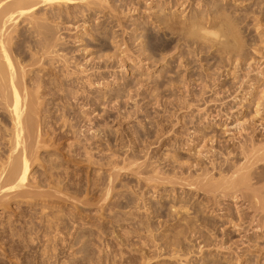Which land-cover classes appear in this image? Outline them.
I'll return each mask as SVG.
<instances>
[{
  "label": "rangeland",
  "instance_id": "rangeland-1",
  "mask_svg": "<svg viewBox=\"0 0 264 264\" xmlns=\"http://www.w3.org/2000/svg\"><path fill=\"white\" fill-rule=\"evenodd\" d=\"M108 1L102 5V9L99 6L102 13L99 7L96 6L97 8H95L92 6L94 7L92 8L85 4L81 6L80 13L74 10L71 11L75 12L76 15L68 18L69 21L68 19L59 21L62 25L56 22L57 32L53 30V33L58 34L57 36L55 35V38L60 35V40L59 38L55 39L60 46H58L61 49L60 53H66L70 49V52L65 56L66 58L68 57L67 59L72 63L71 65L75 64L74 62L77 60H80L79 63L82 67L85 64L83 68L89 69V73L87 72V74H92L91 72L97 71L100 67L97 71L99 72V74L97 73L99 75L98 78L106 77L108 79L101 80L100 86L94 84L90 85L91 87L87 86L86 89H89L91 93L87 90L88 92H85L84 96L86 97L88 95V98H91L90 100H80V104H78L77 99L74 100L71 111L77 115V124L79 126H76L77 129L75 128L78 132L75 131V135H70L72 139H65L63 142L60 138H56L57 135L49 134L47 137L45 136L46 142L45 144L44 142L42 143V145L44 144L43 148L41 146V150L39 149V153L37 152L38 156L36 158L38 160H34V164L32 163L33 168L30 171L29 184L23 189L24 191L20 190L23 192L20 193L18 191L16 192L17 194L15 192H13L14 194L10 193L11 195L8 194L6 200L0 196V264H264V229H256V223L253 224L252 228H242V230H239V227L235 226V222L238 220L240 214L238 210L244 209L245 211L247 206L239 202L240 200L231 198V193L223 194L218 192V194L215 193L217 197L215 198L214 194H203L202 190L197 191L195 189L196 186L191 187L192 189L188 186V182H193L199 174L196 173L199 172L195 171L196 169H201L200 172L202 169H205L203 171L205 173L202 172L204 175H202L203 178H200L201 173L198 175V180L205 179V182L209 174H211L210 177H213L216 173L214 169L209 172L213 168L211 167L212 164L209 163V159H215L221 156L216 154L214 150L216 143H209V139L215 135L216 137L224 138L223 140L226 142L231 137L230 133L224 134L225 128L218 121L221 117L220 113H226L225 115L228 113L229 117L239 115L240 120L246 121L252 129L255 123L253 121L255 120L254 117L259 116L255 121L260 126L257 127L261 130L258 129L255 135L258 141L264 139V129L262 130L264 125V109H260V111L256 107V97L264 88L262 86L264 79L263 77L260 78V72L264 68V46H262L264 45V38H262L263 43L260 42L261 36L264 37V25H262V28L259 26L261 23L264 24V16H261L264 15V4L262 3L264 1L244 0L245 2H242V4H240V1L243 0H207L208 2L206 0H204L205 2H202L203 0L201 2L199 0ZM177 1H180V4ZM214 2L218 5V10L215 9ZM170 5L171 7H169ZM232 5H234L233 8H231ZM258 5L262 7H258ZM237 6L238 8H236ZM82 7L86 11H83L84 9ZM224 8L225 10L227 8L229 9L226 10L229 15L225 13L228 17L234 13L232 14V21H236V19L239 21L242 20V22L245 21V17H248L246 13L251 17L246 19L247 22L242 23L246 28L242 26L241 22H237L238 25H241L238 28L239 31L238 29L237 31L240 34H246L244 35L245 39H249L247 32L251 30L252 32L248 34L249 37L255 36L254 38L256 39L250 38L251 40L248 41L246 39L245 43L250 42L254 46L256 41L255 45H257V49L253 46H251L253 48L249 47L250 43H246L248 48L246 45V47L243 45L245 47L243 48L244 54L249 52V55L243 54L245 57L248 56L249 61H246L247 63L243 62V59V61L238 60L232 64L233 61L229 59L228 54H226L227 57L223 54L224 51L218 47L220 46L218 44L223 39L215 38L213 34L207 35L208 37L204 36L206 34L204 29H202L204 30V35L199 31L201 30L200 25H203L204 22L206 23V19L204 18L207 16V13L209 19L206 18L210 21L212 20V16L214 17L215 14H219L221 10L225 11ZM258 8H261V11ZM104 9L107 11H104ZM202 9H210L209 11H213L210 13ZM242 10L246 12H244V18L242 15H239ZM61 11L66 16L65 9H61ZM82 11L85 14H81ZM257 11L260 13H256ZM99 13L103 15L101 16ZM241 14H243V11ZM40 15L38 14V16ZM84 15L88 17L86 18ZM74 17L78 20L72 19ZM200 17H202V20ZM258 17H260V20ZM198 19L200 20L198 21ZM162 20H166L168 24L164 23L165 21L162 22ZM194 20H197V24L200 23V25H197L198 27H193L194 30L197 27L196 31H194L196 35L193 34L196 36H194L195 39L190 34L188 35L190 38H184V35L187 36L188 34H184L187 31L186 29L189 30V25L192 27ZM254 20L256 21L255 25H253L255 23ZM181 23L182 26H185L184 28H182ZM95 25H98V27ZM242 27L244 30V32L242 30L243 33L241 32ZM256 27L260 29L258 30ZM182 29H185L184 33ZM255 32L258 33L255 34ZM98 34L101 39H99ZM26 35L29 39L30 35ZM201 36L206 40L212 36V39L215 38V41H218L217 46L214 41L215 46H213L212 39L208 41L204 39V41L202 40L203 43L201 42L202 38L199 39L200 41H197V37L200 38ZM256 37H259L258 40ZM28 39L27 41H33L31 37ZM98 39L104 42L101 41L102 43H100L97 41ZM105 40H107L106 43ZM208 42H211V45H209L213 48L209 47ZM201 44L203 46L206 44L204 49ZM24 46H26L24 48L25 50L26 48L28 49L26 43ZM253 49L256 51H253ZM26 51L30 52L29 49ZM218 53L219 56H216ZM222 54L226 58L223 60L224 63L219 60L222 59L220 58ZM227 58L231 62H229L231 65L226 66L225 61H227ZM255 58L258 60L257 65ZM48 59L46 60L47 62ZM70 59H73V61L71 62ZM222 63L223 65H221ZM252 63H255V65L253 66ZM238 66L241 69L243 67L242 70L244 72L238 70ZM252 66L254 67V71ZM72 67L68 66V69ZM38 69L40 68L38 67ZM234 70H236L237 75L232 74ZM44 72L40 73V75H43ZM246 74H250L252 78H249L250 75L248 76ZM74 76L76 75L74 74ZM238 77H240L239 81L235 79H238ZM93 78L94 80L96 79L95 77ZM93 78H91L92 82H94ZM245 78L247 81L244 80ZM241 81L244 82L243 86ZM239 83L240 86H237ZM233 84L238 88L232 87ZM175 85L181 86L176 87ZM231 87L232 89L236 88L234 89L236 92L237 89L239 91L237 93L234 91L233 94ZM251 88L254 90L252 91ZM116 90L121 91L122 94ZM200 91H203V93L198 98L197 95H199L198 93ZM110 92H112L113 97H111L112 94ZM92 93L93 95L95 93L96 96H93ZM118 94H121L122 99L120 100L119 98V102L117 98V103L116 101L113 102ZM125 96H127V99ZM196 96L200 101L195 99ZM112 99L113 101H111ZM87 102L91 106H85ZM185 103L186 107H192L190 108L191 110L189 108L187 110L185 105H183ZM55 104L53 107H57ZM233 105H236V107L234 108ZM53 107L52 112H54V109L56 111V108ZM92 108L93 110H91ZM120 108L121 112H119V115L118 111ZM257 111L258 113H256ZM121 115L128 116V119L126 118L124 120V117H121ZM117 117H120L119 120L122 119L123 121L121 120V123H118ZM225 119L223 117L222 121ZM177 122L179 123L177 124ZM106 123H109L108 126H106ZM103 125L107 127V130ZM44 128L45 126L42 127V131L45 132L43 130ZM116 129L118 130L116 131ZM204 132H206L205 135ZM87 133H89L90 137ZM136 133L138 138H136ZM154 133L159 134L158 136L161 140L159 138L158 140L160 142L155 141L157 140L155 138L157 134L155 135ZM79 135L80 137H78ZM86 135L91 138L89 142L81 139V137H85L86 140ZM74 136H77L82 141H76L78 138ZM163 140L165 141L162 143ZM85 144L86 149H84ZM187 145L189 146L187 147ZM182 147L184 148L182 149ZM212 151L215 156L212 154ZM216 151H218L217 148ZM88 154L90 155L88 156ZM134 155L139 156L140 160H137V156V159H135ZM134 159L135 161L141 162L139 163L143 167L140 168L141 172L143 169L145 170V172L143 170V175H141V172L138 174L140 166L136 165ZM131 160L134 161V163L132 161L135 164L134 168L131 169L133 167L132 163L130 164L132 165L130 169L127 165L123 166L124 163L128 164L126 161L130 163ZM143 163L146 166L145 168ZM207 164H210L209 167ZM206 165L209 169H207ZM135 166L138 168L135 169ZM119 167L127 168L122 169L121 171L123 172H121L118 171L120 170ZM153 169L160 172V176H157L160 178L157 179L156 175H159V173H155L156 171ZM129 170H133L134 173ZM146 170L148 176L146 174L144 175ZM152 172L156 175H153L154 173ZM206 173L207 176L205 177ZM191 174L196 175L195 178ZM112 175L115 179L111 177ZM162 175L167 182H165V179H162ZM216 175L212 178L213 180H217ZM144 176L151 177V180L155 176L156 179L154 178V182L151 181V183ZM185 177L186 179L188 178L186 181ZM110 179H112V183L109 181ZM144 179H147L150 183ZM212 179L210 178V180ZM155 180L157 181L155 182ZM108 187L110 188L109 196L104 192ZM27 188H31V190ZM36 193L40 195L37 196ZM26 194L30 199L26 198ZM104 198L108 199L105 200ZM213 203L215 204L213 205ZM156 210L160 214L163 213L160 215ZM189 215L190 217H186ZM192 217L195 220H199L200 218L202 220L201 223L200 220L199 222L194 219L190 221ZM188 218L190 222H188ZM233 222L234 224H232ZM184 223L186 224L184 225ZM244 226L246 227L247 224L245 223ZM183 227L187 230L183 229ZM192 229L194 231L197 229L196 231L202 232L204 235L196 231L194 233ZM222 236L227 240L226 244L223 243V245L217 241ZM207 237H214L211 238L213 241H210V238L208 239ZM202 238L205 239L203 242ZM175 239L178 240L175 241ZM243 240L246 242L244 243Z\"/></svg>",
  "mask_w": 264,
  "mask_h": 264
},
{
  "label": "bare ground",
  "instance_id": "bare-ground-1",
  "mask_svg": "<svg viewBox=\"0 0 264 264\" xmlns=\"http://www.w3.org/2000/svg\"><path fill=\"white\" fill-rule=\"evenodd\" d=\"M106 1L108 0H0V196L5 198H7L8 194L11 195V194H14L13 192H15V194H17L16 192L20 191V190H23L25 187H27V184H29V177H30V171H31V168L32 167V163L34 164V160H38L36 158V156H38L37 154L39 153L38 150L40 149V147L44 146L45 142H46V137L49 135V134H53V135H57L56 138H60L61 140H64L66 139H72L70 135L73 136L74 132L78 130H76V126H79L77 124V115H75L74 113H72V109L71 106L73 107V103H74V100L77 99V102L78 104L80 100H88V95L85 97V92H88L87 90L89 89H86L87 86H90L92 84L94 85H101V80H106L108 78L106 77H103V75H101L103 78H98L99 75H97V73L99 74V72L95 71V72H91L92 74H87L88 70L89 69H85L83 67H85V64H83V67L82 65L79 63L80 60L77 62H74L75 65L74 67H72L73 65H71L72 63H70V61L66 58L67 56V53L70 52L69 50H67V48H65L66 50V53H63L61 54V49L58 48L59 44L57 43V41L55 40L56 38L58 39V37L55 38V35L53 32V30H56L57 32V29H56V22L59 23V21H64L65 19H68V18H71L72 16H75L76 13L75 12H71V11H80L81 9V6L82 5H85L86 6H94L95 8L101 6V9H102V5L104 3H106ZM171 1V0H170ZM174 1V0H172ZM184 1V0H183ZM185 1H188V0H185ZM201 2V0H199ZM198 1V2H199ZM207 1V0H206ZM226 1V0H225ZM250 1V0H249ZM255 1V0H254ZM260 1V0H259ZM264 1V0H263ZM166 2V1H165ZM178 2V1H177ZM175 2V3H177ZM180 2V1H179ZM178 2V3H179ZM191 3V1H189ZM202 2H205L204 0ZM208 2V1H207ZM211 2V1H210ZM213 2V1H212ZM223 2V1H222ZM232 2V1H231ZM242 4V2H245L244 0L243 1H240ZM248 2V1H247ZM246 2V3H247ZM109 3V1H108ZM177 3V4H178ZM194 3V2H193ZM217 3V2H216ZM219 3V2H218ZM224 3V2H223ZM234 3V2H233ZM238 3V2H237ZM264 4V2H262ZM260 2V4H262ZM168 4V3H167ZM170 4H172L170 2ZM180 4V3H179ZM189 4V3H188ZM201 4V3H200ZM204 4V3H203ZM202 4V5H203ZM213 4V3H212ZM239 4V5H240ZM244 4V3H243ZM258 4V3H257ZM256 4V5H257ZM107 5V4H106ZM175 5V4H174ZM196 5V4H195ZM211 5V4H210ZM214 5L216 6V10H218L217 6L214 2ZM235 5H236V2H235ZM246 5V4H245ZM255 5V7H256ZM85 6V7H86ZM97 6V7H96ZM105 6V5H104ZM177 6V5H175ZM174 6V8H175ZM198 6V5H197ZM220 6V5H219ZM261 6V5H260ZM258 5V7H260ZM89 7V8H91ZM92 7V8H94ZM171 7V5L169 6ZM205 7V5H204ZM210 7V6H209ZM212 7H214L212 5ZM222 7V6H221ZM234 5H232L231 8H233ZM240 7V6H239ZM262 7V6H261ZM104 8V7H103ZM203 8V7H202ZM207 8V7H206ZM220 8V7H219ZM238 8V6L236 7ZM61 9H65V15H63V11H61ZM77 9V10H76ZM79 9V10H78ZM82 9H84L83 11H86L85 8L82 7ZM88 9V8H87ZM106 9V8H105ZM104 11H107L105 10ZM171 9V8H170ZM212 9V8H210ZM209 9V10H210ZM228 9V8H227ZM226 9V10H227ZM235 9V8H234ZM242 9V8H241ZM240 9V10H241ZM246 9V8H245ZM261 9V8H260ZM259 8L258 10L261 11ZM99 10H100V7H99ZM173 10V9H171ZM203 10V9H202ZM205 10V9H204ZM203 10V11H204ZM207 10V9H206ZM205 10V11H206ZM207 10V11H209ZM225 10V8H224ZM225 10V11H226ZM229 10V9H228ZM236 10V9H235ZM239 10V9H238ZM253 10V9H252ZM81 12V14H85V12ZM94 11V10H93ZM101 11V10H100ZM99 11V12H100ZM114 11V10H113ZM198 11V10H196ZM213 11V10H211ZM211 11H209L210 13H212ZM221 10L219 12V14L217 13V15L215 14L214 17L212 16V20L208 21L207 18L209 19L208 17V13L205 14L207 15L206 17L204 16V13H203V16L205 17L204 19H206V23L204 22L203 25H200L197 24V20H194L193 24H192V27H190L189 25V30L186 29L187 31H185V29H182L183 33L185 31L184 34H187L184 35V38L186 37L187 39L190 38L188 35L190 34L191 36L194 33V31H196L197 29V25H200L201 27V30H198L200 31V33H202L203 35L205 34L204 33V30L206 32V34L204 36H209L210 35H214L215 38L217 37L218 39H223L222 41H220V43L218 45V47H220V49L222 51H224L223 54H228L229 56V59L232 62V64L238 60H242L244 59L243 62L247 63L246 61H249L248 59V56H243L244 54V50L243 48H245L247 46V44H249L250 42H246V39H245V36L246 34H240L239 31V27L241 25H238L239 22H241V24L243 22H247L246 19H248V17H250V15L248 13L245 12V10H242L243 11V14L242 11L241 13L239 14L240 16L244 15L245 13L248 15V17H245V21L242 22L239 21L238 19L233 20V16L232 13L231 16H227L229 15L227 13V11H223ZM248 11V10H247ZM259 11H257L256 13H260ZM156 12V11H155ZM230 12V11H229ZM233 12V11H231ZM237 12V11H235ZM240 12V11H239ZM245 12V13H244ZM249 12V11H248ZM253 12V11H252ZM80 13V12H79ZM94 13V12H93ZM95 13H97L95 11ZM102 13V11H101ZM105 14V12H103ZM123 13V12H122ZM209 13V14H210ZM221 13V14H220ZM227 13V15L225 14ZM251 13V12H249ZM255 13V12H254ZM253 13V15H254ZM262 13H263V10H262ZM38 14H41L40 16H38ZM89 15V13H87ZM86 14V15H87ZM116 14V13H115ZM164 14V13H163ZM179 14V13H178ZM196 14V13H194ZM78 15V13H77ZM86 15H84L86 17ZM99 15H101L99 13ZM103 15V14H102ZM101 15V16H102ZM238 15V14H237ZM261 15V14H260ZM259 15V16H260ZM95 16V15H94ZM202 16V15H201ZM202 16V17H203ZM236 16V15H235ZM234 16V17H235ZM246 16V15H245ZM255 16V15H254ZM261 16H264V15H261ZM260 16V17H261ZM78 17V16H77ZM83 17V16H81ZM79 17V18H81ZM88 17V16H87ZM86 17V18H87ZM104 17V16H103ZM195 17V16H193ZM192 17V18H193ZM199 17V16H198ZM202 17H200V19L202 20ZM231 17V19H230ZM260 17L259 20H260ZM109 18V17H108ZM239 18V17H238ZM242 18V17H241ZM244 18V16H243ZM251 18V17H250ZM249 18V19H250ZM256 18V17H255ZM254 18V19H255ZM72 19H75V20H78L77 18H72ZM197 19V18H196ZM198 19V21L200 20ZM74 20V21H75ZM83 20V19H82ZM81 20V21H82ZM92 20V19H91ZM238 20V21H237ZM244 20V19H243ZM257 20V18H256ZM69 21V19H68ZM161 21V19H160ZM165 21V22H164ZM162 20V22L166 23V20ZM205 21V20H203ZM253 21V20H252ZM255 21V20H254ZM263 21V20H262ZM77 22V21H76ZM107 22V21H106ZM116 22V21H115ZM167 22H170V21H167ZM238 22V23H237ZM251 23V21H249ZM57 23V25H58ZM79 23V22H78ZM86 23V22H84ZM105 23V22H104ZM258 23V22H257ZM264 23V22H263ZM60 24V23H59ZM126 24V23H125ZM168 24V23H166ZM170 24V23H169ZM188 24V23H186ZM256 24V21L255 23H253V25ZM62 25V24H60ZM121 25V24H120ZM165 25V24H163ZM185 25V24H183ZM252 25V24H251ZM251 25H249L251 27ZM262 25L264 24H260L259 26H261V28L263 27ZM70 26V25H69ZM68 26V27H69ZM96 26V25H95ZM94 26V27H95ZM136 26V24H135ZM168 26V25H166ZM181 26H182V23H181ZM195 30L193 27H195ZM242 26H244V24H242ZM249 26H248V29H249ZM258 26V25H256ZM62 27V26H61ZM73 27V26H71ZM88 27V26H87ZM86 27V28H87ZM98 27V25L96 26ZM185 26H182V28H184ZM245 27V26H244ZM254 27V26H253ZM60 28V27H59ZM58 28V29H59ZM66 28V26H65ZM171 28V27H170ZM246 28V27H245ZM257 28V27H256ZM84 29V28H83ZM204 29V30H202ZM212 31H211V30ZM238 29V31H237ZM258 29V28H257ZM260 29V28H259ZM258 29V30H259ZM23 30V31H22ZM60 30V29H59ZM214 30V31H213ZM243 30V27L241 28V32ZM256 30V29H254ZM96 31V29H95ZM189 31V32H188ZM198 31V32H199ZM203 31V32H202ZM210 31V33H209ZM247 31H250V30H247ZM246 31V32H247ZM257 31V30H256ZM25 32V33H24ZM55 32V33H56ZM60 32V31H59ZM58 32V33H59ZM213 32V33H212ZM244 32V30H243ZM242 32V33H243ZM245 32V33H246ZM252 32V30L250 31ZM250 32H247L248 34ZM254 32V31H253ZM263 32V31H262ZM182 33V32H181ZM258 33V32H255V34ZM30 35V37L33 39V41H27L28 37L27 35ZM247 34V37L249 39L248 40H251L250 38H254V37H249V35ZM58 35V34H57ZM56 35V36H57ZM90 35V34H89ZM196 35V34H195ZM195 35L192 36V38L195 39ZM200 35V34H199ZM202 35V36H203ZM242 35V37H241ZM258 35V34H257ZM262 35V34H261ZM94 36V35H92ZM98 36L100 37V35L98 34ZM97 36V37H98ZM116 36V34H115ZM195 36V37H194ZM197 37V41L199 39H201V42L203 43L204 39L203 37ZM207 36V37H208ZM244 36V38H243ZM29 37V39H30ZM71 37V36H70ZM96 37V38H97ZM152 37V36H151ZM150 37V38H151ZM158 37V36H157ZM212 36H210L209 39H212L211 38ZM260 37V36H259ZM258 37V38H259ZM103 38V37H102ZM111 38V37H110ZM156 38V37H155ZM215 38L212 39V44L213 46H215V43L216 42V46H217V42L218 41H215ZM241 38V39H240ZM243 38V39H242ZM257 38V37H256ZM257 38V40H258ZM264 37L261 36V40L260 42L263 43V39ZM28 39V40H29ZM61 38H59L60 40ZM101 39V37L99 38ZM99 39L97 41H99ZM103 39H106V38H103ZM113 39V38H111ZM142 39V38H141ZM163 39V38H162ZM217 39V40H218ZM245 39V40H244ZM255 39V38H254ZM70 40V39H69ZM77 40V39H76ZM203 40V41H202ZM205 39V41H208ZM243 42H242V41ZM256 40V39H255ZM62 41V40H61ZM64 41V40H63ZM102 41V40H101ZM99 41L100 43L104 42V41ZM107 40H105V43H106ZM155 41V40H154ZM161 41V40H160ZM200 41V40H199ZM214 41V42H213ZM254 41V40H253ZM252 41V43H253ZM22 42V43H21ZM24 42V43H23ZM69 42V41H68ZM82 42V41H81ZM27 44V47L28 49L30 50V52L26 51L28 50L26 48V50L24 49L26 46H24V44ZM211 43V42H210ZM208 42V45L210 44ZM242 43V44H241ZM245 43V44H243ZM258 45H259V42L257 41ZM262 43H260V45H262ZM64 44V43H63ZM85 44V42H84ZM255 44H256V41H255ZM253 46V44H249L251 46H253L254 48L257 49V45ZM62 45V44H61ZM66 45V44H64ZM63 45V46H64ZM108 45V44H107ZM139 45V44H138ZM203 49L204 47L206 46H203V44H201ZM207 45V47H208ZM211 45V44H210ZM211 48H213L212 46H210ZM245 47H244V46ZM78 46V45H77ZM98 46V45H97ZM101 46V45H100ZM157 46V45H156ZM256 46V47H255ZM264 46V45H262ZM60 47V46H59ZM66 47V46H64ZM69 47V46H68ZM116 47V46H115ZM194 47V46H193ZM208 47V48H209ZM251 47V48H253ZM62 48V47H61ZM101 48V47H100ZM104 48V47H102ZM142 48V47H141ZM195 48V47H194ZM217 48V47H216ZM248 48V46H247ZM246 48V49H247ZM259 48V47H258ZM207 49V48H205ZM260 49V48H259ZM219 50V49H218ZM248 50V49H247ZM251 50V49H250ZM249 50V51H250ZM63 51V50H62ZM206 51V50H205ZM221 51V52H222ZM246 51V50H245ZM253 51H256L255 49H253ZM73 52V51H72ZM194 52V51H193ZM207 52H209L207 50ZM217 53V52H216ZM249 53V52H248ZM248 53H245V54H248ZM29 54V55H28ZM197 54V53H196ZM223 54L220 58L222 59H219L221 61H223L225 58V55L223 57ZM244 54V55H245ZM253 54V53H252ZM66 55V56H65ZM75 55V54H74ZM108 55V54H107ZM249 55V54H248ZM251 55V54H250ZM255 55V54H254ZM65 56V57H64ZM70 56V55H68ZM73 56V55H71ZM103 56V54H102ZM140 56V55H139ZM216 56H219V53L216 55ZM215 56V57H216ZM227 56V55H226ZM227 56V57H228ZM74 57V56H73ZM99 57V56H98ZM118 57V56H117ZM256 57V56H255ZM258 57V56H257ZM49 58V59H48ZM72 58V57H70ZM108 58V56H107ZM106 58V60H108ZM171 58V57H170ZM251 58V57H250ZM261 58V57H260ZM28 59V60H27ZM48 59V62L46 61ZM74 59V58H73ZM73 59L71 60V62L73 61ZM77 59V58H76ZM99 59V58H98ZM114 59V58H113ZM125 59V57H124ZM256 59V58H255ZM117 60V59H116ZM187 60V59H186ZM263 60V59H262ZM87 61V60H86ZM90 61V60H88ZM122 61V59H121ZM120 61V62H121ZM221 61H219L221 63ZM255 61H257L256 65L258 64V60L256 59ZM261 61V60H259ZM104 62V61H103ZM114 62V61H113ZM118 62V61H117ZM229 60L227 58V61H225V64H227L226 66L228 65H231L229 64ZM241 62V61H240ZM253 62V61H252ZM77 63H79V65H77ZM86 63V62H85ZM90 63V62H89ZM140 63V62H139ZM224 63V61H223ZM223 63L221 65H223ZM231 63V62H230ZM251 63V62H250ZM255 63H252L253 66L255 65ZM96 65V64H95ZM220 65V66H221ZM237 65V64H235ZM239 65V64H238ZM245 65V64H244ZM243 65V66H244ZM68 66L69 67H72L71 69H68ZM102 66V65H101ZM189 66V65H188ZM224 66V67H226ZM249 66V65H248ZM247 66V67H248ZM252 66V67H253ZM262 66V65H261ZM38 67L40 69H38ZM121 67V66H120ZM201 67V66H200ZM223 67V68H224ZM236 67V66H235ZM233 67V68H235ZM246 67V66H245ZM259 67V66H258ZM93 68V67H92ZM91 68V69H92ZM119 68V67H118ZM123 68V67H122ZM229 68H231L229 66ZM232 68V70H233ZM237 68V67H236ZM239 68V66H238ZM90 69V70H91ZM97 69V68H96ZM95 69V70H96ZM220 69V68H219ZM243 69V67H242ZM241 68H239L238 70H242ZM251 69V68H250ZM44 70H46V72H44ZM94 70V68H93ZM246 70V69H245ZM252 70V69H251ZM92 71V70H91ZM105 71V70H104ZM108 71V70H107ZM127 71V70H126ZM222 71V70H221ZM235 71V72H234ZM232 74L234 75H237L236 74V70H234ZM243 71V70H242ZM253 71H254V67H253ZM256 71V70H255ZM44 72L43 75H40V73ZM224 72V71H223ZM244 72V71H243ZM89 73V72H88ZM201 73V72H200ZM206 73V72H205ZM217 73V72H216ZM248 73V71H247ZM258 73V72H257ZM74 74L76 76H74ZM116 74V73H115ZM245 74V73H244ZM260 78L263 77L264 79V68L263 70L260 72ZM184 75V74H183ZM230 75V74H229ZM248 75V74H246ZM250 75V74H249ZM248 75V76H249ZM257 75V74H256ZM74 76V77H72ZM100 76V77H101ZM247 76V77H248ZM95 77L96 79L94 80ZM233 77V76H232ZM236 77V76H235ZM246 77V78H247ZM91 78H93L94 82H92ZM191 78V77H190ZM205 78V77H204ZM212 78V77H211ZM239 78H235L236 80L239 81ZM246 78L244 80H246ZM249 78H252L251 75L249 76ZM184 79V78H183ZM209 79V78H208ZM216 79V78H215ZM223 79V78H222ZM234 79V77H233ZM248 79V78H247ZM243 80V81H244ZM182 81V80H181ZM190 81V80H189ZM211 81V80H210ZM234 81V80H233ZM247 81V80H246ZM251 81V80H250ZM253 81V80H252ZM185 82V81H184ZM196 82V81H195ZM202 82V81H201ZM235 82V81H234ZM242 82V81H241ZM245 82V81H244ZM242 82V86H243V83ZM264 82V81H263ZM173 83V82H172ZM206 83V82H205ZM238 83V82H237ZM247 83V82H245ZM117 85V84H116ZM172 85V84H171ZM174 85V84H173ZM199 85V84H198ZM235 84L232 85V87H236V85L234 86ZM240 86V83L237 84V86ZM247 85V84H245ZM80 86V87H79ZM143 86V85H142ZM176 87H178L177 85H175ZM181 86V85H180ZM179 86V87H180ZM249 86V85H248ZM262 86L264 87V83L262 84ZM91 87V86H90ZM88 87V88H90ZM102 87V86H101ZM205 87V86H204ZM203 87V88H204ZM231 87V90H233V94H234V89L238 88H233L232 89ZM252 87V86H251ZM137 88V87H136ZM141 88V87H140ZM144 88V86H143ZM189 88V87H188ZM246 88V87H245ZM118 89V88H117ZM142 89V88H141ZM241 89V88H240ZM252 89V88H251ZM126 90V89H125ZM130 90V89H129ZM128 90V92H129ZM200 90V89H199ZM230 90V89H229ZM228 90V92H229ZM254 89H252L253 91ZM82 91V92H81ZM101 91V90H100ZM109 91V90H108ZM118 91V93H120L121 91L119 90H116ZM182 91V90H181ZM180 91V92H181ZM211 91H212V88H211ZM215 91V90H214ZM227 91V90H226ZM239 90L237 89V92ZM89 92L91 93V91L89 90ZM113 92V91H112ZM112 92H110L112 94ZM115 92V91H114ZM231 92V91H230ZM235 91V93H237ZM90 93H87V94H90ZM96 93V92H95ZM94 93V95H95ZM109 93V92H108ZM124 93V92H123ZM130 93H132L130 91ZM187 93V92H186ZM198 93V92H197ZM196 93V94H197ZM203 93V91H200V93H198L199 95L198 98H200L201 94ZM206 93V92H205ZM101 94V93H100ZM110 94V95H111ZM116 94V92H115ZM122 94V92H121ZM121 94L117 97L114 98V101L113 99L111 101L117 103V98H118V101H119V98L120 100L122 99L121 98ZM137 94V93H136ZM178 94V93H177ZM93 95V93H92ZM93 95V96H94ZM102 95H105V94H102ZM125 95V94H124ZM122 95V96H124ZM189 95V94H188ZM227 95V94H226ZM81 96V97H80ZM96 96V95H95ZM196 96V100L198 99ZM236 96V95H235ZM246 96V95H245ZM244 96V97H245ZM113 97V94L112 96ZM126 99H127V96H125ZM195 97V96H194ZM249 97V96H248ZM251 97V96H250ZM94 98V97H92ZM101 98V97H100ZM100 98H97V99H100ZM104 98V97H102ZM129 98V97H128ZM183 98V96H182ZM188 98V97H187ZM234 99V97H232ZM247 98V97H246ZM71 99V100H70ZM91 99V98H90ZM89 99V100H90ZM96 99V100H97ZM130 99V98H129ZM185 99V98H184ZM191 99V98H190ZM204 99V98H203ZM255 99V98H254ZM69 100V101H68ZM73 100V102H72ZM94 100V99H93ZM106 100V99H105ZM109 100V99H108ZM199 100V99H198ZM231 100V99H230ZM236 100V99H235ZM176 101H179V100H176ZM200 101V100H199ZM229 101V100H228ZM234 101V100H233ZM232 101V102H233ZM242 101V100H241ZM59 102V103H58ZM72 102V103H71ZM86 102V101H85ZM95 102V100H94ZM98 102V101H97ZM120 102V101H119ZM127 102V101H126ZM198 102V101H197ZM222 102V101H221ZM56 103V104H55ZM96 103V102H95ZM136 103V102H135ZM226 103V102H225ZM55 104V106L57 107H53V105ZM77 104V105H78ZM83 104V103H82ZM94 104V103H92ZM121 104V103H120ZM86 105H89L91 106L90 104H87L85 103V106ZM114 105V104H113ZM118 105V104H117ZM185 105L186 107V103L183 104ZM190 105V104H189ZM188 105V106H189ZM192 105V104H191ZM256 107L258 110L260 109H264V88L263 90L258 94V96L256 97ZM81 106V105H80ZM182 106V105H181ZM193 106V105H192ZM207 106V105H206ZM52 107L53 108H56V111L54 109V112H52ZM184 107V106H183ZM182 107V109H183ZM233 107L235 108L236 105ZM232 107V108H233ZM244 107V106H243ZM98 108V107H97ZM187 110L189 107H186ZM192 108V107H190ZM189 108V109H190ZM231 108V109H232ZM241 108V107H240ZM46 111H45V110ZM83 109V108H82ZM119 109V108H118ZM200 109V108H199ZM93 110V108L91 109ZM166 110V109H165ZM191 110V109H190ZM234 110V109H233ZM45 111V112H44ZM112 111V110H111ZM225 111V110H223ZM222 111V112H223ZM232 111V110H231ZM235 111V110H234ZM237 111V110H236ZM255 111V110H254ZM261 111V110H260ZM42 112H43V115H42ZM121 112V108L120 110L118 111V113ZM165 112V111H164ZM219 112V111H218ZM228 112V111H227ZM230 112V111H229ZM60 113V114H59ZM82 113V112H81ZM131 113V112H130ZM137 113V112H136ZM175 113V112H174ZM182 113V112H181ZM220 113V112H219ZM225 113V112H224ZM232 113V112H231ZM258 113V111L256 112ZM262 113V112H261ZM96 114V113H95ZM226 114V113H225ZM225 114H222L220 113V120L218 119V121H220L219 123H222L223 127L225 128V133H230V136L229 137L230 139H228L226 142L225 140H223L224 138L222 137H216L215 135H213V137H211V139H209V143L213 144V143H216V148L218 149V151H216V148L215 152L216 154H219L221 157H216L215 159H209V163L212 164L211 167L212 170L210 169L209 172L216 170L215 172V175L217 177V180H213L212 178L215 177V175L213 177H210L211 174H209V176H207V173L205 174V177L207 178L206 182L204 181L205 179H202V180H198V175L201 173V176L200 178H203V172L205 169H202V171L200 172V170L196 169L195 171H199V172H196V173H199L196 177V179L193 180V182L189 181L188 182V186H190V188L193 186H196L195 189L197 191H200L202 190L203 191V194L204 193H208L207 195H209L210 193L211 194H214L215 196V193L218 194V192H221V193H231V198H235V199H238L240 200L239 202H242L243 205H246L247 208L245 209H241V210H238V213L239 214V218L238 220L235 222V226L236 227H239V230H242V228H252L253 227V224L256 223V229H264V139L263 140H257L256 139V135L255 133H257L258 129H260L259 125L256 124V118L258 117H254L255 120H253L255 123H254V128H250V126L247 124L246 121H241L240 120V116L238 117L237 115H232L231 117H229L228 113L227 115ZM230 114V113H229ZM263 114V113H262ZM104 115V114H103ZM120 115V113H119ZM118 115V116H119ZM169 115V114H168ZM173 115V114H172ZM231 115V114H230ZM254 115V114H253ZM260 115V114H259ZM97 116V115H96ZM99 116V115H98ZM123 115H121L122 117ZM180 116V114H179ZM219 116V114H218ZM261 116V115H260ZM83 117V116H82ZM100 117V116H99ZM124 117V120L128 117L126 116H123ZM164 117V116H163ZM188 117V116H187ZM191 117V116H190ZM217 117V116H216ZM225 117L226 119L224 121H222V118ZM89 119V118H88ZM116 119V118H115ZM118 119V123H121V120L120 117H117ZM128 119V118H127ZM168 119V118H167ZM177 119V118H176ZM252 119V118H251ZM83 120V119H82ZM104 120V119H103ZM135 120V119H134ZM263 120V119H262ZM120 121V122H119ZM123 121V120H122ZM251 121V120H250ZM261 121V120H260ZM87 122V121H86ZM97 122V120H96ZM113 122V121H112ZM176 122V121H175ZM252 122V121H251ZM89 123V122H88ZM91 123V122H90ZM170 123V122H169ZM179 122H177L178 124ZM249 123V121H248ZM257 123H258V120H257ZM107 124V123H106ZM109 124V123H108ZM108 124L106 126H108ZM176 124V126H177ZM195 124V123H194ZM105 125V124H104ZM104 128H106L107 130V127L104 126ZM180 125V124H179ZM251 125V124H250ZM261 125V124H260ZM45 126V128L42 131V127ZM169 126V125H167ZM259 126V127H257ZM158 127V126H157ZM76 128V129H75ZM121 128V127H120ZM175 128V127H174ZM109 129V127H108ZM111 129V128H110ZM161 129V128H160ZM200 129V128H199ZM264 129V125H263V128L262 130ZM105 130V129H104ZM105 130V131H106ZM118 129H116L117 131ZM177 130V129H176ZM261 130V129H260ZM94 131V130H93ZM175 131V130H174ZM173 131V132H174ZM181 131V130H180ZM44 132V133H43ZM86 132H88V130H86ZM158 132V131H157ZM169 132V131H168ZM260 132V131H259ZM91 133H94V132H91ZM206 132H204V135H205ZM263 133V132H262ZM88 136L90 137L89 133H87ZM156 136H158L159 134L158 133H154ZM75 135V134H74ZM78 135V134H76ZM82 135V134H81ZM96 135V134H95ZM136 135V138H138L137 136V133L135 134ZM152 135V134H151ZM153 135V136H155ZM170 135V134H169ZM173 135V134H172ZM222 135V134H221ZM261 135V134H260ZM46 136V137H45ZM54 136V137H55ZM84 136V135H83ZM87 135H86V140H85V137H81V139H83L84 141H90L91 138H89ZM118 136V135H117ZM157 140H154L156 142H160V138L159 136L156 137ZM176 136V135H175ZM208 136V135H207ZM205 136V137H207ZM215 136V137H214ZM220 136V135H219ZM75 137V136H74ZM77 137V136H76ZM75 137V138H76ZM80 137V135L78 136ZM77 137V138H78ZM92 137V135H91ZM128 137V136H127ZM161 137V136H160ZM164 137V136H163ZM168 137V136H167ZM264 137V136H263ZM262 137V138H263ZM55 138V139H56ZM74 138V139H75ZM158 138L160 140H158ZM50 139V138H49ZM76 140V141H82V140ZM118 139V138H117ZM115 139V140H117ZM139 139H140V136H139ZM164 139V138H163ZM166 139V138H165ZM169 139V138H168ZM189 140V139H188ZM208 140V139H207ZM222 140V141H221ZM53 141V140H52ZM165 140L162 141V143L164 142ZM168 141V140H167ZM170 141V140H169ZM225 145L224 144V142ZM44 142V144L42 145V143ZM51 142V141H50ZM55 142V141H54ZM62 142V143H63ZM84 142V143H86ZM94 142V141H93ZM155 142V144H156ZM188 142V141H187ZM186 142V143H187ZM206 142V141H205ZM208 142V141H207ZM232 142V143H231ZM76 143V142H75ZM81 143V142H79ZM83 143V144H84ZM95 143V142H94ZM125 143V142H124ZM169 143V142H168ZM54 144V143H53ZM158 144V143H157ZM165 144V143H164ZM167 144V143H166ZM188 144V143H187ZM78 145V144H77ZM71 147V145H69ZM74 146V144H73ZM163 146V145H162ZM168 146V145H166ZM184 146V145H183ZM189 145H187L188 147ZM212 146V145H211ZM233 146V148L231 149V147ZM237 146V147H236ZM86 149V144L84 146ZM94 147V146H93ZM125 147V146H124ZM184 147H182L183 149ZM210 148V147H209ZM212 148V150H213ZM41 150V149H40ZM38 152V153H37ZM91 152V151H90ZM89 152V153H90ZM87 153V152H86ZM78 154V153H77ZM211 154V153H210ZM212 154L214 155V152L212 151ZM79 155V154H78ZM90 154H88L89 156ZM74 156V155H73ZM135 156V155H134ZM137 156V155H136ZM135 156V159L137 160H140L139 156H137L136 158ZM215 156V155H214ZM87 157V156H86ZM36 158V159H35ZM91 158V157H90ZM134 159V161H135ZM147 159V158H146ZM49 160V159H48ZM61 160V159H60ZM65 160V159H64ZM72 160V159H71ZM76 160V158H75ZM91 160V159H90ZM136 160V161H137ZM105 161V160H104ZM133 160L127 162L128 164H123V166H129V169H130V166L133 165L132 168H134V161L132 163ZM136 165L138 166L139 163L141 162H136ZM176 161V160H175ZM208 161V160H207ZM37 162V161H36ZM50 162V161H49ZM58 162V161H57ZM72 162V161H71ZM81 162V161H80ZM106 162V161H105ZM125 162V161H123ZM145 162V161H144ZM201 162V161H199ZM93 163V162H92ZM101 163V162H100ZM113 163V162H112ZM132 163V165H130ZM186 163V162H185ZM190 163V162H189ZM155 164V163H154ZM199 164V163H198ZM209 164V165H210ZM55 165V164H54ZM80 165V164H79ZM102 165V164H101ZM112 165V164H111ZM118 165V164H117ZM145 164L143 163V166ZM159 165V164H158ZM189 165V164H188ZM200 165V164H199ZM208 165V164H207ZM206 165V167H207ZM208 165V167H209ZM34 166V165H33ZM48 166V165H47ZM70 166V165H69ZM140 166V165H139ZM171 166V165H170ZM105 167V166H104ZM142 166L139 167V169L141 168ZM146 166H144L145 168ZM191 167V166H190ZM189 167V168H190ZM205 167V166H204ZM207 167V169H209ZM61 168V167H60ZM120 168V167H119ZM124 168H127V167H121L120 170L118 171H121L122 169L124 170ZM138 168L135 166V169ZM143 168V167H142ZM151 168V167H150ZM162 168V167H161ZM184 168V167H183ZM137 169V170H139ZM157 169V168H156ZM128 170V169H127ZM126 170V171H127ZM134 170V169H133ZM133 170H129V171H133ZM136 170V172H137ZM144 170V169H143ZM143 170L141 172V169L140 171H138V174L139 172H141L140 174L143 175ZM155 170V169H153ZM117 171V169H116ZM117 171V172H118ZM135 171V170H134ZM133 171V173H134ZM156 171V170H155ZM154 171V172H155ZM123 172V171H121ZM135 172V173H136ZM145 172V170H144ZM152 172V173H154ZM165 172V171H164ZM182 172V171H181ZM191 172V171H190ZM189 172V173H190ZM203 172V173H202ZM61 173V172H60ZM66 173V172H65ZM155 173H159V175H156ZM153 175H156L157 176H160V172H155ZM179 173V172H178ZM213 173V172H212ZM147 175V170H146V173H144V175ZM182 174V173H181ZM214 174V173H213ZM52 175V173H51ZM135 175V174H134ZM150 175V174H149ZM177 175V174H176ZM194 174H191V176L193 177ZM203 175V176H202ZM71 176V175H70ZM100 176V175H99ZM148 176V175H147ZM172 176V175H171ZM178 176V175H177ZM176 176V178H178ZM183 176V175H182ZM190 176V175H188ZM190 176V177H191ZM196 175H194L193 178H195ZM113 177V175L111 176ZM120 177V176H119ZM138 177V176H137ZM145 177V176H144ZM165 177V176H164ZM169 177V176H168ZM204 177V178H205ZM208 177H210L212 180H210V178L208 179ZM114 178V177H113ZM147 179H149V181L151 182H154V178L155 176L152 177V180H151V177L148 178V177H145ZM160 178V177H157V179ZM219 178V179H218ZM115 179V178H114ZM147 179H144L146 181H148ZM156 179V178H155ZM162 179H165L163 178V175H162ZM180 179V178H179ZM188 179V178H187ZM186 177H185V181L187 180ZM102 180V179H101ZM112 179H110L109 181L111 182ZM143 180V179H142ZM169 180V179H168ZM173 180V179H172ZM189 180H191L189 178ZM89 181V180H88ZM141 181V180H140ZM148 181V183H150ZM157 180H155L156 182ZM163 181V180H162ZM182 182H184L183 180H180ZM205 183H204V182ZM35 182V181H34ZM37 182V181H36ZM151 182V183H152ZM164 182V181H163ZM165 182L166 179H165ZM62 183V182H61ZM112 183V182H111ZM110 183V184H111ZM161 183V182H160ZM172 183V181H171ZM175 183V182H174ZM179 183V182H178ZM177 183V185H178ZM186 183V182H185ZM159 184V183H157ZM167 184V183H166ZM185 185V184H184ZM187 185V184H186ZM156 186V185H155ZM30 187V186H29ZM37 187V185H36ZM40 187V186H39ZM113 187V186H112ZM147 187V186H146ZM157 187V186H156ZM184 187V186H182ZM158 188V187H157ZM191 188V189H192ZM28 190L31 188H27ZM42 189V188H41ZM91 189V188H90ZM199 189V190H198ZM39 190V189H38ZM55 190V189H54ZM62 190V189H61ZM195 190V191H196ZM24 191V190H23ZM23 191H20V193H22ZM33 191V190H32ZM31 191V192H32ZM36 191V190H35ZM112 191V190H111ZM184 191V190H183ZM194 191V192H195ZM41 192V191H40ZM58 193V191H56ZM62 192V191H61ZM104 192H106L109 196V193H110V188L108 187L107 190H105ZM11 193V194H10ZM46 193V192H45ZM51 193V192H50ZM220 193V194H221ZM33 194V193H32ZM37 196L40 195L38 193H36ZM197 194V192H196ZM201 194V193H200ZM199 194V195H200ZM202 194V195H203ZM27 195V194H26ZM35 195V193H34ZM33 195V197H34ZM43 195V194H42ZM229 195V194H228ZM24 196V195H23ZM22 196V197H23ZM46 196V195H45ZM204 196V195H203ZM206 196V195H205ZM213 196V195H211ZM213 196V197H214ZM0 197V198H1ZM17 197V196H16ZM43 197V196H42ZM50 197V196H49ZM48 197V198H49ZM102 197V196H101ZM222 197V196H221ZM12 198V197H11ZM27 199H30L28 198V195L26 197ZM38 198V197H37ZM41 198V197H39ZM45 198V197H44ZM53 198H54V195H53ZM59 198V197H58ZM210 198V197H209ZM215 198H217L215 196ZM225 198V197H224ZM17 199V198H15ZM21 199V198H20ZM36 199V198H35ZM42 199V198H41ZM50 199V198H49ZM52 199V198H51ZM105 199V198H104ZM108 199V198H107ZM105 199V200H107ZM53 200V199H52ZM43 201V200H42ZM102 201V200H100ZM233 201V200H232ZM1 202H3L1 200ZM8 202V201H6ZM33 202V201H32ZM40 202V201H39ZM47 202V200H46ZM50 202V201H49ZM211 202V200H210ZM213 202V200H212ZM216 202V201H214ZM37 203V202H36ZM236 203V202H235ZM9 204V203H8ZM32 204V203H31ZM204 204V203H203ZM210 204V203H209ZM215 203H213L214 205ZM54 205V204H53ZM202 205V204H201ZM207 205V204H206ZM212 205V204H210ZM210 205H209V208H210ZM226 205V204H225ZM237 205V204H236ZM103 206V205H102ZM208 206V205H207ZM207 206H203V207H207ZM233 207V206H232ZM238 207V206H237ZM244 207V206H243ZM213 210V209H212ZM229 211V210H228ZM236 211V210H235ZM157 213H159V211L156 210ZM162 212V210H161ZM198 212V211H197ZM163 213V212H162ZM161 213V214H162ZM199 213V212H198ZM160 214V213H159ZM160 214V215H161ZM198 215V214H197ZM67 216V215H65ZM60 217V216H59ZM161 217V216H160ZM186 217H190L189 216H186ZM184 217V219L186 218ZM196 217V216H194ZM192 217L191 220L188 218V222L192 221V219L195 220V218ZM178 218V216H177ZM197 218V217H196ZM183 219V220H184ZM48 220V219H47ZM182 220V219H181ZM187 220V218H186ZM190 220V221H189ZM200 220V218H199ZM199 220H195V221H198ZM202 220H200V223H201ZM59 222V221H58ZM187 222V221H186ZM194 222V221H193ZM192 222V223H193ZM73 223V222H72ZM83 223V222H82ZM208 223V222H207ZM247 224V226L245 227L244 224ZM50 224V223H49ZM186 223H184L185 225ZM214 224V223H213ZM230 224V223H229ZM234 224V222L232 223ZM183 225V226H184ZM46 226V225H45ZM172 227V226H171ZM182 227V226H180ZM187 228V226H185ZM185 227H183V229H185ZM202 227V226H201ZM208 227H211V226H208ZM59 228V227H58ZM191 228V227H190ZM43 229V228H42ZM51 229V228H50ZM153 229V228H152ZM173 229V228H172ZM180 229V228H178ZM205 229V228H204ZM211 229V228H210ZM213 229V228H212ZM222 229V228H221ZM187 230V229H185ZM193 230V229H192ZM197 230V229H196ZM195 230V231H196ZM175 231V230H174ZM194 231V230H193ZM194 231V233H195ZM220 231V230H219ZM238 231V230H237ZM246 231V230H245ZM260 231V230H259ZM178 232V231H177ZM196 232H199V231H196ZM214 232V231H213ZM204 233V232H203ZM215 233V232H214ZM248 233V232H247ZM180 234V233H179ZM199 234H202V232ZM213 234V233H212ZM34 235V234H33ZM197 235V234H196ZM204 235V234H202ZM201 235V236H202ZM73 236V235H72ZM174 236V235H173ZM207 236V235H206ZM210 236V235H209ZM219 236V235H217ZM225 236V234H224ZM224 236H222V238H220L218 241V243H225L227 242V240L224 238ZM180 237V236H179ZM197 237V236H196ZM76 238V237H75ZM205 238V237H204ZM208 238V237H207ZM210 238V237H209ZM208 238V239H209ZM211 238H214V237H211ZM210 238V241H213L212 239ZM216 239V238H215ZM232 239V238H231ZM49 240V239H48ZM178 240V239H175V241ZM201 240V239H200ZM203 239L202 238V242H203ZM207 240V239H206ZM209 241V240H208ZM244 241V240H243ZM215 242V240H214ZM231 242V241H230ZM246 241H244L245 243ZM51 243V242H50ZM173 243V242H172ZM221 245V247L223 248V246ZM252 249V248H251ZM238 257V256H237ZM240 257V256H239ZM91 261V260H90Z\"/></svg>",
  "mask_w": 264,
  "mask_h": 264
}]
</instances>
